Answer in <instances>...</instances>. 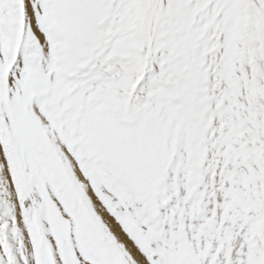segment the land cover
Segmentation results:
<instances>
[{
    "label": "snow or ice",
    "instance_id": "snow-or-ice-1",
    "mask_svg": "<svg viewBox=\"0 0 264 264\" xmlns=\"http://www.w3.org/2000/svg\"><path fill=\"white\" fill-rule=\"evenodd\" d=\"M0 264H264V0H0Z\"/></svg>",
    "mask_w": 264,
    "mask_h": 264
}]
</instances>
